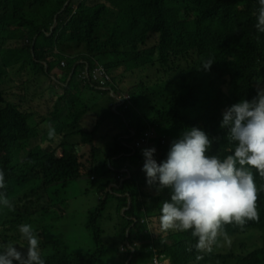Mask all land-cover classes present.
I'll list each match as a JSON object with an SVG mask.
<instances>
[{"label":"trees","instance_id":"1","mask_svg":"<svg viewBox=\"0 0 264 264\" xmlns=\"http://www.w3.org/2000/svg\"><path fill=\"white\" fill-rule=\"evenodd\" d=\"M73 1L0 0V171L5 179V188L0 192L15 209L10 212V225L0 223V245L14 241L18 247L23 245L26 253L27 242L22 240L19 226L29 224L40 240L45 264H98L108 254L104 227L99 225L108 206L106 197L114 191L120 198L117 192L126 181L139 182L145 174L132 173L122 180V168L116 162L138 155L135 143L147 131L157 126L161 134L171 127H179L182 133L192 127L202 128L209 138H215L208 154L223 159L234 150V144L225 138L227 130L220 127L223 111L241 99L252 100L258 89H264V33L255 27L258 0H79L77 9L72 7ZM72 48L81 51L72 54ZM88 55L108 57L113 72L124 67L134 74L129 67L133 65L150 69L153 77L138 79L132 86L135 105L132 101L126 111H113L125 124L126 133L115 136L112 144H107L108 149H93L78 156L65 139L86 132L79 127L72 132L76 120L81 119V107L80 94L72 91L71 82L77 79L82 84V62L90 64ZM208 58L214 63L204 71L200 69L202 61ZM66 59L74 66L71 72L66 69L69 76L62 81L53 71ZM188 75L194 80L189 81ZM112 87L120 95L118 88ZM90 88L91 97L99 99L109 93L114 98L107 88ZM15 96L19 100L15 101ZM137 106L147 111L141 112ZM96 126L88 133L90 137L97 132ZM50 129L55 131L51 139ZM69 129L71 133L65 132ZM40 137L42 143L34 147L33 142ZM59 137L62 141L55 144ZM171 144L162 136L161 161L167 158ZM23 151L29 153L16 162ZM138 160L140 165L144 162V158ZM251 171L257 188L258 219L247 220L243 227L235 223L224 226L228 235L239 238L236 247H220L218 236L211 252L200 253L194 247L197 241L191 231L163 234L159 204L151 207L149 200L160 204L170 200V189L158 192V184L151 186L154 192L143 200L134 199L130 192L123 193L119 215L130 221L131 230L126 234L121 228V235L124 233V241L126 237L138 240L137 245L130 241L136 251L130 247L121 250L123 240L110 246L126 257L128 264L146 260L155 247L172 264H264V176L256 169ZM86 172L89 174H82ZM31 174H42L43 186L13 202L10 197L14 189L27 183ZM83 176L89 177L92 185L103 182V200L91 210L88 225L93 228L96 246L87 253L69 251L68 231L49 234L40 223L48 219L55 226L59 213L64 211L62 200L59 198L58 204L52 199L51 189L55 185L65 187L67 181ZM142 180L147 185L146 179ZM143 214L151 228L154 219L158 225L150 229L153 234H148V239L136 234L148 230L139 221ZM197 255H203V259L197 261Z\"/></svg>","mask_w":264,"mask_h":264},{"label":"clouds","instance_id":"2","mask_svg":"<svg viewBox=\"0 0 264 264\" xmlns=\"http://www.w3.org/2000/svg\"><path fill=\"white\" fill-rule=\"evenodd\" d=\"M258 3L255 27L258 32L264 33V0H258ZM78 5L79 0L72 2L74 9H77ZM56 52L58 51L54 50V53ZM60 53L62 52L60 51ZM88 60L90 64L82 62L81 85L89 89L98 85L100 88L111 90L114 98L118 99L120 103L117 105L111 101L110 115L103 122L105 123L104 126L111 129L113 121L123 125L122 120L114 115L113 111H126L128 105L132 104V93V99H130L116 86L111 74L112 70L107 64L110 61L108 57L101 58L100 56L88 55ZM67 63L68 60L66 59L60 61L58 65L62 64L63 68L69 69L71 72L74 65ZM213 63L212 58L203 60L200 69L208 71ZM76 68L74 67V69ZM112 86L118 88L120 95L114 92ZM122 105L125 107L123 108ZM80 115L83 119L81 110ZM110 117V127H107L106 122ZM101 123L102 121H98L97 126ZM159 127L147 131L135 145L138 148L143 144L147 147L142 150L144 162L141 164L143 165L142 171L146 174L147 185L151 187L158 184V192L163 189H170V200H165L160 205L159 223L161 230L191 231V236L197 241L194 247L200 253L211 252L218 236H222L226 242L230 243V237L224 230L225 225L235 223L243 227L247 220L258 219L256 210L257 188L251 169H256L261 176H264V89H258L257 95L252 100L241 99L223 111L220 127L227 130L225 138L234 144L233 153L223 159L219 155L208 154L215 138H209L202 128L192 127L186 129L178 140L172 142L167 158L157 163L154 155L162 152V136L168 140L167 131L171 129L161 134L158 130ZM73 128L72 132L76 130ZM90 132L92 131L86 129L85 133ZM97 133L92 137H85V140L89 142L88 146H93L96 151L108 149L107 144H112V140L96 137ZM147 133L154 134L155 145H147L142 142ZM48 135L50 139L54 137V129H50ZM75 135H83V133ZM88 146L85 151H92L93 149H89ZM74 148L76 147L74 146ZM132 173L136 172L125 167L122 168L119 177L123 180L125 177L131 176ZM82 174H89V172ZM73 179L67 181L63 188L68 187L69 182ZM4 188V173L0 171V189ZM65 201L67 200L63 199L62 203ZM0 205L9 210H14V205L2 192H0ZM97 206L89 207V212ZM146 209H148L147 205H144L142 210L145 213L147 212ZM139 221H141L142 227L149 226L146 232L153 234L150 230L152 228L148 217L143 216ZM40 223L43 226L52 225L48 219ZM19 232L22 240L27 242L26 253L22 251L25 249L23 245L18 247L14 241H9L0 245V264H45L39 248L40 240L33 227L29 224H22L19 226ZM136 234L137 237L140 236L139 231ZM144 237L148 239V235ZM130 241H133L135 245L138 244L136 238L132 240L126 237L125 241L121 243V250L126 251L130 247L136 251L134 245H130ZM153 250V260L145 262L146 264H153L156 256L167 264H172L170 258L158 253L157 247ZM187 250L191 251L192 246L188 245ZM202 259L203 255L196 256L197 261Z\"/></svg>","mask_w":264,"mask_h":264},{"label":"rangeland","instance_id":"3","mask_svg":"<svg viewBox=\"0 0 264 264\" xmlns=\"http://www.w3.org/2000/svg\"><path fill=\"white\" fill-rule=\"evenodd\" d=\"M72 54H75L80 52V48H72L69 50ZM107 59V58H106ZM104 59V60H106ZM63 61V60H62ZM104 62V61H103ZM62 65V64H61ZM61 65H57L55 70L53 71L54 74H57L59 77H61L62 81H65L68 78V74L66 73V68H63ZM134 74H132L131 70H128L123 67L122 70H116L115 72L111 71L113 81L116 84L118 88L122 90V93L126 94V96L130 99L131 93L133 96V104L135 105V94L132 91V86L137 83L138 79H145L148 80L152 78L153 73H151L150 69H144V68H135L133 65L129 66ZM127 72L130 74V76L127 74ZM140 72V73H139ZM124 73H126L124 75ZM189 81H193V77L191 75H188ZM71 88L72 91L75 92L76 90L80 91V100H78V106L81 107L80 110L83 114V119L76 120V126L73 128L74 130L76 128H82L86 131V129H89L92 131L94 127L97 125L98 121H102V123L107 119V117L110 115V108H111V103L113 102L114 104H119L120 101L118 99L113 98L109 93L101 96L99 99H96L94 97L89 96L91 94V90L88 87L82 86L77 79L73 80L71 82ZM38 93L40 91L36 89ZM61 91V89H59ZM120 93V91H119ZM50 92H48V95ZM15 101L19 100L18 96H15L13 98ZM112 101V102H111ZM53 101L50 100V103ZM35 106H39L38 103L35 104ZM137 108L141 112L147 111L146 107H140L137 106ZM121 110L123 108L121 107ZM63 110H60V113H62ZM116 118V117H115ZM123 122V121H122ZM101 123V124H102ZM111 123V117L107 120L106 126L110 127ZM98 124L96 126L98 128V133L96 137H105L109 140H113L115 136L121 133H126V129L124 126L119 124L117 121H113L111 124V129L105 128L103 123L102 125ZM124 124V123H123ZM125 125V124H124ZM47 127V126H44ZM71 133V129L68 131ZM91 133V132H90ZM89 133V134H90ZM43 133H41L42 135ZM168 134V141L173 142L175 140H178L181 135L182 131L179 129V127H171L169 131H167ZM89 136L88 133L83 132V135H72L71 137L65 139V142L67 143L68 147L75 146L74 153L75 155L77 154L78 156L83 155L85 152H88L89 150L85 151L86 147L88 146L87 140H82L83 137ZM81 139V141H80ZM62 141L60 137L56 140L55 144H58ZM80 141V142H79ZM136 140L132 141L131 143L134 144ZM76 142H79L76 144ZM42 143V138L40 137L37 139L35 142H33L34 147ZM75 144V145H74ZM89 149H93V146H88ZM69 148V149H70ZM146 145H142L139 147V154L138 155H133V156H125L122 158L119 162H116L120 168H125L128 167L132 171L136 173H142V166L140 165L139 160L140 158H144L142 155V150L146 149ZM29 152L23 151L20 153L19 157H17V153H15L14 157H17L18 159L16 162L21 161L25 156H27ZM86 154V153H85ZM161 156L162 152H159L158 154L154 155V159L157 161V163L162 162L161 161ZM42 175V174H41ZM41 175H35L31 174L29 177L27 183H24V185H21L17 188L14 189L13 195L10 197V199L13 202L17 201L16 197H21L25 193L30 192L31 190L42 187L44 184V179ZM144 178L146 179V175H143ZM140 180L139 182L136 180H128L126 181L125 185L122 187V189L117 192L119 194L120 198H117V195L113 191L110 196H107L108 198V206L107 209L104 210V215L99 219V225L104 227L103 231V238L104 241L108 243L109 246V251L108 254L105 255L102 260L98 264H128L127 258L123 257L121 254H119L116 251L115 247L110 246L113 242L115 241H122L124 233L121 235V228L125 229L126 234L131 230H128V227L130 225V221L128 219H120L119 215V206L123 204V193L126 191V193H131L134 195V199L140 198V200H143V198H146L148 193H153V187H148L145 185V181ZM143 182V184H142ZM92 183L88 178L83 177L80 179H73L72 181L69 182L68 187L63 188L60 185H55L53 188L54 190L51 189V191L54 193L51 195L52 199L55 200L56 203H60V200H67L64 203H62V208L63 212L62 214L59 213V219L56 222L55 226L51 225H45L47 233L49 234H55L53 231H64L67 232V244L69 247V251L71 252H79V253H87L89 251H92L95 248V243L93 240V235H92V229L89 228L88 225H90V212H89V207L91 206H97L99 203H101V199L103 198L102 194V181H99L97 184L92 185ZM146 193V194H145ZM152 199V198H151ZM149 200L152 202L151 207H153L156 203L152 200ZM146 199H144L145 202ZM48 202V200H47ZM148 202V201H147ZM15 210V209H14ZM13 210H9L6 207L0 208V223L6 222V224L10 225V219L13 217V215L10 214V212ZM144 216V214H143ZM132 217V216H131ZM154 228L157 229V221L154 219L153 221ZM149 228V226H148ZM152 228V229H154ZM134 229H132V233H134ZM140 236H147L149 232H146V230H138ZM171 232L172 230H168ZM264 234V228L262 230ZM164 234V231H163ZM252 236L254 235L251 234ZM230 237V243L226 242L223 237L221 236V240L219 243L220 247H223L226 249L228 246L230 247L231 245L237 246L236 242L240 241L239 238L235 235H228ZM248 236V235H247ZM46 239H48V235L45 236ZM124 241V240H123ZM122 241V242H123ZM121 242V243H122ZM214 246V245H213ZM212 246V248H213ZM154 254L150 253V256L144 260V261H134L132 264H142L145 262H151L153 260Z\"/></svg>","mask_w":264,"mask_h":264},{"label":"built area","instance_id":"4","mask_svg":"<svg viewBox=\"0 0 264 264\" xmlns=\"http://www.w3.org/2000/svg\"><path fill=\"white\" fill-rule=\"evenodd\" d=\"M142 142L146 143L147 145H155L156 139L154 137V134L153 133H147L145 135V137L142 139ZM153 264H167V263L156 256Z\"/></svg>","mask_w":264,"mask_h":264}]
</instances>
